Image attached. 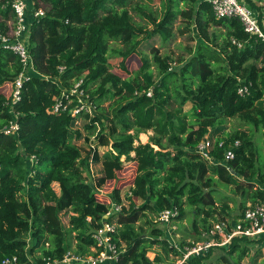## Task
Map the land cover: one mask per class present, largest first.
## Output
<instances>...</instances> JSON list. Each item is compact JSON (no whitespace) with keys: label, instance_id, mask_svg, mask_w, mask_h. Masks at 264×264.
<instances>
[{"label":"trees","instance_id":"16d2710c","mask_svg":"<svg viewBox=\"0 0 264 264\" xmlns=\"http://www.w3.org/2000/svg\"><path fill=\"white\" fill-rule=\"evenodd\" d=\"M135 1L31 0L32 9L44 12L34 18L29 8L26 14V44L35 74L23 83L13 104L5 89L21 64L0 47V263L15 257L19 264H61L71 234L76 241L72 253L96 256L102 248L93 234L112 224L115 229L107 235L118 258L110 264H163L161 254L148 256L155 246L178 257L180 252L154 219L145 220L146 230L137 226L146 213L156 217L163 209L175 208V221L190 214V236L198 239L212 222L230 215L226 205L216 209V180L234 186L252 205L264 201V188L253 182L257 178L264 186L252 136L239 130L225 134L222 126L235 118L261 130L264 142V43L245 33L237 18L217 20L210 5L202 2L186 22L196 29L195 48L172 66L159 48L151 46L150 58L142 50L156 35L163 41L172 37L182 14L179 4L196 0H161L159 20L146 4ZM9 2L0 0L1 33L14 20ZM216 27L223 32L210 31ZM135 58L136 70H112L111 60L123 64ZM80 78L98 109V114L84 116L82 130L77 118L49 111L53 98ZM240 86L248 93L240 96ZM113 99L112 116L103 113L100 104ZM11 121L18 130L6 135L3 130ZM148 131L152 134L141 143L139 135ZM208 135L216 138L212 162L195 152ZM235 141L239 145L233 149L234 159L224 163L223 154ZM124 162L135 164L130 205L105 218L109 203H121L119 190H112L110 202L95 192L116 179ZM89 163L101 164L93 185L83 176ZM245 183L249 190L241 188ZM245 209L241 204L236 218ZM63 212L71 213L66 228ZM248 243L236 239L228 248L210 250L186 264H242Z\"/></svg>","mask_w":264,"mask_h":264},{"label":"built area","instance_id":"2783aa9c","mask_svg":"<svg viewBox=\"0 0 264 264\" xmlns=\"http://www.w3.org/2000/svg\"><path fill=\"white\" fill-rule=\"evenodd\" d=\"M206 2L210 5L217 20L237 18L245 33L264 43V30L259 26L253 12L244 3L238 0H206ZM9 5L14 14V20L8 22V30L5 33L0 32V47L16 55L21 64V71L18 76L9 84L10 90L7 98H9V103L13 104L19 101L23 83L31 78L30 73L34 71L33 60L26 44L28 37L26 14L31 9L32 16L38 18L43 16L44 12L41 8L29 9L28 0H10ZM238 46L241 45L238 44ZM59 70L61 72L63 67H60ZM237 93L243 96L248 93V89L246 86H240ZM147 95L150 96V93ZM92 109H94L92 102L84 88V79L80 78L75 80L68 90H63L60 95L53 98L49 111L53 114H69L79 119L85 115H91ZM17 130L18 125L11 121L3 131L9 135L16 133ZM214 143V140L206 136L196 145L195 152L212 162L211 151ZM222 145L223 142L220 141L218 146L221 147ZM238 145L239 142L235 141L232 147L224 152V163L234 159L233 149ZM32 159L30 160L32 161ZM123 207L122 200L120 204L109 203L105 218L109 215L118 214ZM176 217L177 209H163L155 217L154 223L168 226ZM114 229L115 225L104 224L101 229L95 231L93 238L97 247L102 248L99 252L97 249H92L93 252H98L96 256H79L69 251L64 255L61 264H110L117 262L118 252L115 246L110 243V237L107 235ZM241 238L257 243V247L264 249V201L249 205L236 219H223L213 222L198 240L188 242L185 246L173 245L170 237L169 242L180 252V259L176 264H186L192 257L202 258L210 250L228 248L234 240ZM0 264H19V262L15 257H12L3 259ZM45 264H55V262L47 261Z\"/></svg>","mask_w":264,"mask_h":264},{"label":"rangeland","instance_id":"374dc122","mask_svg":"<svg viewBox=\"0 0 264 264\" xmlns=\"http://www.w3.org/2000/svg\"><path fill=\"white\" fill-rule=\"evenodd\" d=\"M138 1H141L143 4H146L151 9L153 14H155V17H157V19L159 18L160 13L162 12V5H161L160 0H136L135 3ZM31 8H33V7H31ZM191 10L192 9L187 8L186 6H183L180 10V12L182 13L181 16L185 19H190L191 17L189 18V15L190 16L192 15ZM190 27L189 28L187 27L186 22H184V24H181L180 20H178L177 22L175 21V23L173 25V29H172V37L170 36L171 38L165 42L163 40H161V38H158L157 35L152 37L151 39H148V43L145 45V49L142 50V54L144 56H147L150 58V55L148 53L149 49L151 48V46L157 47V48H159L160 54L163 56H167L171 60L172 66H175V64H177L178 62H180L184 58H186V56L188 55V52H190L191 50L193 51V49L195 48L194 47L196 44L195 40H193L192 37H190V36L188 37V35H185L184 33H182L185 30H187V28H188V30L186 31V34L190 33L191 32ZM146 28L149 29L150 26H148ZM182 34H184V35H182ZM196 36L197 35L195 33L194 39L196 38ZM132 62L126 61L123 64H120L119 61L111 60L110 64L112 66L113 71L128 72L127 70L130 69L131 70V71H129V73H130V72L136 70V68H137L136 66H138L136 58ZM32 74H35L34 71L30 73V76ZM154 75H155V73H154ZM9 90H10V86L8 85L5 89V94H8ZM113 102H114V99L113 100H106L100 104L99 108L102 110L103 113H105V114L110 113V115L112 116V109L113 108L111 107V105L113 104ZM92 107L94 109H92L91 115L94 116V114L95 115L98 114V109H97V106L95 103L94 104L92 103ZM189 108H190L189 104L185 106V110H188ZM84 120H85V117L83 116V117L79 118L77 121V124L80 123L78 126L80 127L81 130H82V122ZM107 126H109V125H107ZM222 126L226 129L225 134L231 133L235 130H239V131H246L249 135L252 136V139H253L256 147H257L258 154H259V159L255 165H256V167H258V168L260 167L262 169L261 170L262 171V179L264 182V142H263V137H262V131L261 130H255L251 126L245 125L235 118L226 120ZM83 133L85 134L86 131H83ZM96 134H97V129L93 134L90 135V146L92 145V142H94L96 140V138H95ZM151 134L152 133L150 131H148L146 133H141L139 135V141L141 143H146L148 140V136ZM209 137L214 141L216 140L215 137H211V136H209ZM76 144H78V142H76ZM106 150H107V148H103V149L101 148L102 152H104ZM84 154L85 153H83V155ZM121 160L124 161V158L122 157ZM28 163H31V160ZM100 170H101V164L89 163L88 171L86 170L83 173V176L87 179V181L90 184L93 185L95 182V178L97 176H99V174H100V172H99ZM134 176H135V164L132 162H124V167L122 168L121 171H119L117 173L116 179L114 181H109L103 187L98 188L97 191L95 192V196H98V197L105 196V198L109 199V202H110L111 201L110 196H111L112 190L118 189L120 196H121L122 204L124 205V208L128 209V207L130 205V202L128 200L129 194H130V188H131L130 186H131V183L134 179ZM253 182H254L255 187H258L260 185V187L264 188V186H261L259 179L256 178L253 180ZM53 188L55 189V191L57 193H59V188L56 184H53ZM214 188L216 190V192L214 193V200L216 202V209L218 211H221L222 207L224 205H226L227 206L226 212L230 214L229 216H225L224 217L225 219H231L232 220V219L236 218L237 215L240 214L241 204H243L244 208L248 207L249 205H252L246 199L242 198L240 192L236 191L235 187L232 185H225L220 180H216ZM241 188H244L247 190L250 189L249 185H247L246 183ZM134 202L136 203V205L140 204L136 200ZM70 215H71V213H69V212H63L60 216L62 224L65 228L68 226V219H69ZM221 218H223V217H221ZM146 219H150V220L154 219L155 220V217L152 213H146L145 217L137 224V226H141L142 228H144L146 230L147 229V226L145 225ZM191 220H192V217L189 214L182 221L172 220L168 226H165V225H162L159 223H155V224H156V227L165 230L167 236L170 237V240H171L173 245H177V244H180L181 242H187L188 243V242L196 241L202 235L203 231H201L202 233L200 234L198 239H194V236H190L191 235L190 233L192 232ZM212 221L213 220H210L209 222L211 223ZM28 240L29 239H27V241ZM69 242H70V247H69L68 251L73 252L74 248L76 246L74 234L70 235ZM257 246H258L257 243H253V242L248 243V246H247L248 254H247L246 258L242 261V264H264V249L259 248ZM156 253H159L162 255V257L164 259L163 264H176L177 261L180 259V257H178V256H174L172 254H166L158 246H155L152 249V251L149 252V254H148L149 258L153 259Z\"/></svg>","mask_w":264,"mask_h":264},{"label":"crops","instance_id":"0c3cea01","mask_svg":"<svg viewBox=\"0 0 264 264\" xmlns=\"http://www.w3.org/2000/svg\"><path fill=\"white\" fill-rule=\"evenodd\" d=\"M238 1L244 3L246 6H248V8L253 12L255 17L257 18L259 26L264 30V0H238ZM160 2H161V5H162V12H164V9H163L164 8L163 7L164 6V2L161 1V0H160ZM202 2H206V0H196L194 3H191V2L180 3L179 4V10H181V8L183 6H186L187 8H192V10H196L198 8L199 4H201ZM28 5H29V8L32 7L31 0H28ZM162 12L160 13V16H159L158 20L161 18ZM178 20H180L181 24H184V22H187V19L183 18L182 16H179L177 18L176 22ZM190 28H191V32L188 33V34H186V33H184V34L188 35V37L189 36L192 37V39L195 40L197 38V36H196V38L194 39L195 33H196V29H195V27L193 25ZM210 31L211 32L212 31L223 32V29L221 27H216V28H212ZM184 34H182V35H184ZM196 35H197V33H196ZM158 38H161V37L158 36ZM170 38L171 37H169V39ZM161 40H163V39L161 38ZM167 40L168 39H166V41ZM186 59H187V56L183 60H186Z\"/></svg>","mask_w":264,"mask_h":264},{"label":"water","instance_id":"95a60500","mask_svg":"<svg viewBox=\"0 0 264 264\" xmlns=\"http://www.w3.org/2000/svg\"><path fill=\"white\" fill-rule=\"evenodd\" d=\"M232 173H233V171H232Z\"/></svg>","mask_w":264,"mask_h":264}]
</instances>
